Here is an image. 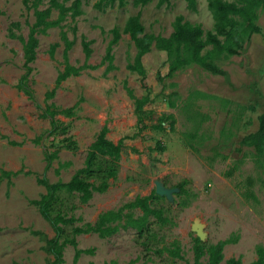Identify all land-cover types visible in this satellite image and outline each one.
<instances>
[{
	"label": "rangeland",
	"instance_id": "obj_1",
	"mask_svg": "<svg viewBox=\"0 0 264 264\" xmlns=\"http://www.w3.org/2000/svg\"><path fill=\"white\" fill-rule=\"evenodd\" d=\"M58 1L69 5L73 0ZM96 1L81 0V14L72 17L68 13L59 26L37 35L29 76L35 96L32 101L16 84L23 74L21 38L34 21L33 9H26L23 0H0V264L52 261L45 242L54 236L53 229L31 203L45 192L37 181L44 173L43 148L33 139L49 129V118L42 111L46 105L57 110L72 107L73 114L58 113L55 118L67 127L66 133L56 132L42 142L53 150L59 139L70 136L77 146L74 150L61 148L45 172L51 182H66L82 167L88 147L103 125L113 142L124 139L116 176L109 179L106 191L94 192L85 203L76 193L61 192L55 212L79 220L63 225L60 240L71 237L74 225L94 223L100 212L149 195L155 180L166 187L182 183L184 188L173 194L172 201L164 196L150 200V206L160 209L167 222L149 215L139 233L121 219L112 223L118 229L110 236L94 232L77 235V248L91 252H83L75 260L74 247L66 244L63 264H192L194 236L205 245L231 239L219 264H227L231 257L250 264L257 248H264V149L258 153L242 139L257 130L258 117L264 113V8L256 9L259 33L245 37L237 54L213 57L224 74L191 63L166 77L167 53L152 47L142 56L146 76L141 80L126 68L136 53L128 34L122 32L127 18L139 13L146 33L168 36L174 18L182 15L190 23L200 24L204 37L214 24L207 1L196 0L195 10L189 9L185 0H148L139 5L125 0L123 6L101 9L94 6ZM47 5L48 0H43L39 8ZM56 15L53 9L52 17ZM113 28L120 32L112 49L115 68L104 73L105 63L69 76L47 99L46 93L64 66L61 31L72 42L68 62H84V38L91 41L92 49L86 62L95 65L105 54ZM210 48L207 45L202 52ZM128 88L137 97H149L143 106L142 124L149 126L163 115H171L162 121L163 129L138 128L141 124H137ZM170 120L174 121L173 130ZM2 171L12 175L7 178ZM124 212L134 218L143 215L139 207ZM174 245L179 246L183 259L167 251ZM206 259L204 256L201 261Z\"/></svg>",
	"mask_w": 264,
	"mask_h": 264
},
{
	"label": "trees",
	"instance_id": "obj_2",
	"mask_svg": "<svg viewBox=\"0 0 264 264\" xmlns=\"http://www.w3.org/2000/svg\"><path fill=\"white\" fill-rule=\"evenodd\" d=\"M43 0H23L26 9H33L34 21L29 25V30L25 38L22 40L23 48V74L20 76L16 84V88L22 91L29 99L35 101L34 90L29 84V76L32 71L31 63L36 56V48L38 46L37 35L44 33L48 28L59 26L69 13L72 17L81 14V0H73L71 4L65 5L64 2L58 0H48V5L40 9L39 5ZM148 0H133L134 5L145 4ZM163 1V0H162ZM160 1V2H162ZM187 7L191 10L196 9V0H185ZM207 8L211 12L214 24L213 30L207 31L203 37V29L200 24H192L185 20L182 15H177L172 23V31L168 36L148 34L144 31V26L140 21V14L129 16L122 28L124 34H128L133 42L136 53L131 62H128L126 68L132 72H136L141 80L146 76V70L142 63V56L155 47L164 50L168 57V69L166 77H171L177 70L191 63L197 64L213 74H224L213 62L215 55L231 56L238 53L241 49L244 38H250L253 33H259L260 27L256 24L258 15L256 9L263 7L264 0H206ZM125 0H97L94 6L101 9L104 6H123ZM57 11L55 18L52 17V10ZM112 37L109 40L105 54L100 63L92 65L86 61L91 55V41L81 39V47L84 54V62L80 65H73L68 62L67 51L71 47L72 42L68 40L66 33L61 31L60 38L64 42L63 69L57 74L54 87L49 90L45 97L51 98L55 90L69 76L79 75L85 69H95L106 63L104 73L113 70V45L119 40L120 32L118 29L111 30ZM219 36H224L221 40ZM207 45L211 48L202 52ZM55 46L50 48V55H53ZM161 79V77H160ZM128 94L133 98L134 111L137 114V124L140 130L149 127L157 130L163 129L162 121L167 120L171 115H163L158 122L151 125L142 124L143 115L145 114L143 106L149 101L147 95L137 97L132 94L131 89H127ZM43 115L49 118L48 131L33 139L36 144H41L43 148L44 173L37 178L39 184L43 185L45 192L38 198L31 201L40 215L49 222L53 229L54 236L46 239L45 250L52 255V261L49 264H63V248L66 244L74 247V259L76 260L81 253L91 252L90 249L82 250L77 248L76 236L84 233L94 232L100 237H107L114 234L118 225L114 222L124 219L125 226H132L142 233L147 224V216L153 215L160 222H167V218L163 216L160 209L150 206V200L159 199L161 196L155 194L154 189L147 196H136L134 200L124 204L118 209H110L102 211L94 223L86 222L83 225H74L71 229V237L64 238L63 225L73 224L79 218L74 216H66L60 211L55 212L58 204H60V195L64 190L67 193H76L80 202H87L94 192H104L110 185L109 179L115 178L117 173L118 160L120 159L122 149L124 148L123 138L117 142H113L107 137L108 127L103 125L96 135L95 139L90 143L86 152L82 167L78 168L66 182H51L46 177L45 172L50 169L52 162L59 157L61 148L74 150L77 148L76 142L70 136H64L58 140V145L51 150L50 146L45 145L42 140L56 132L66 133V126H62L60 121L55 118L58 113L66 115L73 114L72 107L57 110L52 105H46L43 108ZM174 121H169L170 129L173 130ZM246 145L253 146L258 153L264 149V113L258 117V128L255 132L250 133L242 139ZM53 144V143H51ZM162 149V147H159ZM136 152V149L133 148ZM3 176L10 178L11 172L2 171ZM180 191H183V184L177 185ZM139 207L143 211V215L134 218L131 213L124 212V209H132ZM231 239L219 240L216 243L205 245L198 237H192V264H219L223 259V248ZM170 255L183 259L178 245L167 248ZM256 258L250 264H264V248L258 247L256 250ZM207 256L206 261L201 259ZM227 264H242L240 258L231 257L227 260Z\"/></svg>",
	"mask_w": 264,
	"mask_h": 264
},
{
	"label": "water",
	"instance_id": "obj_3",
	"mask_svg": "<svg viewBox=\"0 0 264 264\" xmlns=\"http://www.w3.org/2000/svg\"><path fill=\"white\" fill-rule=\"evenodd\" d=\"M178 190H179L178 187H166L164 183L159 179L155 180L154 182L155 194L159 196H164L168 201L173 200V194L176 193Z\"/></svg>",
	"mask_w": 264,
	"mask_h": 264
}]
</instances>
